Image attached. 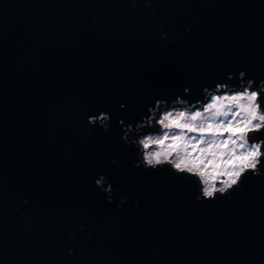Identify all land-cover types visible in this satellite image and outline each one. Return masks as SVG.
Returning a JSON list of instances; mask_svg holds the SVG:
<instances>
[{
	"label": "water",
	"instance_id": "1",
	"mask_svg": "<svg viewBox=\"0 0 264 264\" xmlns=\"http://www.w3.org/2000/svg\"><path fill=\"white\" fill-rule=\"evenodd\" d=\"M241 71L264 80V0H0V264H264V175L197 201L121 138Z\"/></svg>",
	"mask_w": 264,
	"mask_h": 264
},
{
	"label": "clouds",
	"instance_id": "2",
	"mask_svg": "<svg viewBox=\"0 0 264 264\" xmlns=\"http://www.w3.org/2000/svg\"><path fill=\"white\" fill-rule=\"evenodd\" d=\"M234 78L233 74L227 77ZM238 78V85L225 82L205 87L203 100L180 96L171 103L156 100L142 122L123 130L125 145L137 149L134 167L149 172L167 167L175 175L188 177L198 186L197 201L203 202L225 196L231 200V193L243 187L247 176L264 175V80L257 84L246 79L244 71ZM184 92L190 94L187 88ZM110 120L107 113L88 117L90 126L104 131ZM94 183L108 203L120 191L107 174ZM128 200L127 194H120L118 210Z\"/></svg>",
	"mask_w": 264,
	"mask_h": 264
}]
</instances>
